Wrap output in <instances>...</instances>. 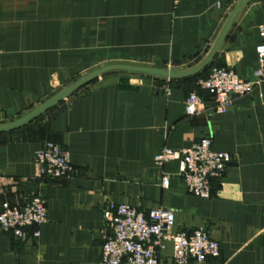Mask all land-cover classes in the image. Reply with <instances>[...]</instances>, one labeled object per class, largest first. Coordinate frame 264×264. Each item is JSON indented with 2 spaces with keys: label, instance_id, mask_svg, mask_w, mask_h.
Wrapping results in <instances>:
<instances>
[{
  "label": "crops",
  "instance_id": "0c3cea01",
  "mask_svg": "<svg viewBox=\"0 0 264 264\" xmlns=\"http://www.w3.org/2000/svg\"><path fill=\"white\" fill-rule=\"evenodd\" d=\"M238 2L217 10L215 0L176 6L174 0H0V125L102 66L195 67ZM263 23L264 0L250 1L203 78V72L176 81L110 73L1 135L0 212L4 204L20 207L39 196L46 220L39 237L25 243L0 231V264H98L107 202L140 211L161 207L174 212L175 230L207 231L219 242L220 257L191 264H264V83L233 97L224 115L214 113L210 96L197 86L211 67L252 80ZM193 92L203 105L187 116ZM205 136L213 151L231 156L207 200L187 192L178 162L162 169L153 163L163 148L187 149ZM46 141L68 153L71 177L38 175L34 154ZM159 264H174L170 244Z\"/></svg>",
  "mask_w": 264,
  "mask_h": 264
},
{
  "label": "built area",
  "instance_id": "2783aa9c",
  "mask_svg": "<svg viewBox=\"0 0 264 264\" xmlns=\"http://www.w3.org/2000/svg\"><path fill=\"white\" fill-rule=\"evenodd\" d=\"M180 0H174L176 6ZM231 0H215L217 10ZM261 43L255 48L256 66L252 80L240 78L228 68L211 67L207 77L197 86L206 92L213 104L214 113L224 115L233 97L248 96L264 83V23L258 26ZM203 103L193 92L185 101V114H198ZM178 162V177L188 193L200 198L212 197L213 185L222 179L231 156L212 150L210 136L200 138L190 148L171 150L163 148L153 160L162 169L170 162ZM38 175L49 179L69 178L73 167L68 153L59 145L46 141L34 154ZM161 188L168 189V175L162 172ZM104 220L103 243L98 264H159L161 253L170 244L174 264L203 263L208 258L220 257L221 246L203 229L191 233L175 230L174 212L161 207L140 211L127 204L107 202L102 210ZM46 220L44 201L36 196L20 207L4 204L0 212V231L13 240L25 243L39 237V226ZM31 231V232H30Z\"/></svg>",
  "mask_w": 264,
  "mask_h": 264
},
{
  "label": "water",
  "instance_id": "95a60500",
  "mask_svg": "<svg viewBox=\"0 0 264 264\" xmlns=\"http://www.w3.org/2000/svg\"><path fill=\"white\" fill-rule=\"evenodd\" d=\"M250 1L252 0H239V2L236 4L232 12L227 17L224 25L222 26V29L218 37L216 38L212 49L210 50L208 55L195 67L187 71H180L178 69H161V68L141 67V66L122 65V64L103 66L74 81L72 84L60 90L58 93L54 94L52 97L47 99L44 103L33 109L25 116L13 122L7 124H1L0 135L11 133L24 128L25 126L29 125L30 123L37 120L42 115H44L45 113H47L48 111H50L51 109L62 103L64 100L69 98L72 94H74L81 88L92 83L98 78L110 73L124 72L127 74H136L156 80L176 81V80L186 79L203 72L206 68H208L211 65L214 57L218 54L219 48L222 45L223 41L225 40L235 18Z\"/></svg>",
  "mask_w": 264,
  "mask_h": 264
},
{
  "label": "rangeland",
  "instance_id": "374dc122",
  "mask_svg": "<svg viewBox=\"0 0 264 264\" xmlns=\"http://www.w3.org/2000/svg\"><path fill=\"white\" fill-rule=\"evenodd\" d=\"M103 67V66H102ZM205 72H203L201 75H199V78H203L205 75ZM137 76H139V75H137ZM84 88V89H83ZM83 88H81L80 90H78V91H80V93H85L86 91H87V89H85V87H83ZM77 91V92H78Z\"/></svg>",
  "mask_w": 264,
  "mask_h": 264
},
{
  "label": "trees",
  "instance_id": "16d2710c",
  "mask_svg": "<svg viewBox=\"0 0 264 264\" xmlns=\"http://www.w3.org/2000/svg\"><path fill=\"white\" fill-rule=\"evenodd\" d=\"M206 69H208V68H206ZM206 69H205V70H206ZM205 70H204V71H205ZM51 110H52V109H51ZM51 110H50V111H51ZM50 111H48V113H49ZM41 117H42V116H41ZM41 117H40V118H41ZM40 118H39V119H40ZM0 136H1V135H0Z\"/></svg>",
  "mask_w": 264,
  "mask_h": 264
}]
</instances>
